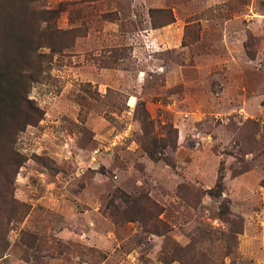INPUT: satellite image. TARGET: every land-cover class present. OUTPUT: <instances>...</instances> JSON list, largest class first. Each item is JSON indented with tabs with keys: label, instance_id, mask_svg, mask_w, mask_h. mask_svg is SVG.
Instances as JSON below:
<instances>
[{
	"label": "rangeland",
	"instance_id": "rangeland-1",
	"mask_svg": "<svg viewBox=\"0 0 264 264\" xmlns=\"http://www.w3.org/2000/svg\"><path fill=\"white\" fill-rule=\"evenodd\" d=\"M5 36L0 264H264V0H0Z\"/></svg>",
	"mask_w": 264,
	"mask_h": 264
},
{
	"label": "trees",
	"instance_id": "trees-1",
	"mask_svg": "<svg viewBox=\"0 0 264 264\" xmlns=\"http://www.w3.org/2000/svg\"><path fill=\"white\" fill-rule=\"evenodd\" d=\"M157 11H162V9H158ZM4 19V18H3ZM170 20L172 21V16L170 17ZM7 18L4 22L5 25H7ZM156 27V26H155ZM5 31V30H3ZM53 35H56L58 33L57 30H51L50 32ZM6 43L2 45L3 53L2 58H4L3 61H0V114H4L6 111V107L8 104L14 101H18L19 99H22L23 101L26 100V97L18 96V90L17 86L21 84L24 80V73H23V67H22V59L27 56L30 52H32V49L28 48L26 49L24 47L23 39H10L9 37L5 36ZM14 46V56H15V62L12 59L10 61V56L7 53L8 46ZM10 52V51H9ZM14 64V65H13ZM13 65V66H12ZM10 70L12 71V74L10 75ZM32 110V108L30 107ZM33 111H36L35 108H33Z\"/></svg>",
	"mask_w": 264,
	"mask_h": 264
},
{
	"label": "crops",
	"instance_id": "crops-1",
	"mask_svg": "<svg viewBox=\"0 0 264 264\" xmlns=\"http://www.w3.org/2000/svg\"><path fill=\"white\" fill-rule=\"evenodd\" d=\"M172 25H174V22H173L171 25H168V26H172ZM168 26H163V27H161L160 29H159V28H156V29L162 31V30H164L165 28H167ZM156 29H150V31H151V30H152V31H155ZM152 31H151V32H152ZM151 34H152V33H151ZM154 40L157 41L156 39H154ZM108 70H110V69L103 68L102 72H106V71H108ZM108 72L110 73V71H108ZM131 97H134V96H130L129 99H130Z\"/></svg>",
	"mask_w": 264,
	"mask_h": 264
},
{
	"label": "built area",
	"instance_id": "built-area-1",
	"mask_svg": "<svg viewBox=\"0 0 264 264\" xmlns=\"http://www.w3.org/2000/svg\"><path fill=\"white\" fill-rule=\"evenodd\" d=\"M119 136H120V134H115L114 137H113V140H114V141L118 140ZM120 138H121V137H120ZM119 140H120V139H119Z\"/></svg>",
	"mask_w": 264,
	"mask_h": 264
}]
</instances>
